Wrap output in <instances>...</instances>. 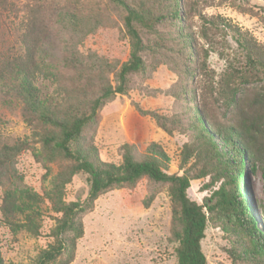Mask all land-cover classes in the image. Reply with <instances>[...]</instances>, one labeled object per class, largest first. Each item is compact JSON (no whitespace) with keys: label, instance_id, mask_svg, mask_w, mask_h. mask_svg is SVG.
Listing matches in <instances>:
<instances>
[{"label":"rangeland","instance_id":"1","mask_svg":"<svg viewBox=\"0 0 264 264\" xmlns=\"http://www.w3.org/2000/svg\"><path fill=\"white\" fill-rule=\"evenodd\" d=\"M137 1H142L155 14H163L154 32L141 30L144 71L128 78L123 94L104 101L73 147L81 146L89 151L96 163L122 164L126 147L137 160H143L149 149L158 144L169 156V173L182 175L181 152L185 146L198 145L194 108L202 97L199 82H203L204 76L199 65L203 62L202 48H208V43L201 37V20L196 14L189 24L190 32L199 39L201 55L197 56L201 59L198 60L181 38V23L167 14L170 0ZM203 13L231 19L264 45L263 0L234 3L214 0L211 5L203 6ZM68 14L82 18V26L75 29L63 22ZM125 14L122 6L109 0H0V65L3 60L24 53L21 36L35 25L42 50L39 55L64 74L62 80L70 84L67 88L74 86L69 77L77 86L96 93L106 86L115 88L119 84L116 72L131 53ZM217 41L216 51L207 59L216 79L226 68L227 56H241L230 35L218 36ZM77 58L83 69L74 73L73 62ZM66 82L61 86L62 91ZM38 86L43 95L57 92L55 84L43 76ZM16 95L12 87L0 85L1 144L24 143L11 164L12 174L5 176L0 187V249L5 264H39L42 251L54 243L52 232L61 217L48 191L59 179L71 175L76 161L44 144L46 134L55 129L38 122L37 116L28 112ZM212 109L215 120L228 121L229 114L220 101ZM194 163L196 167L191 174L199 171L205 160L191 156L186 167ZM245 172L248 205L258 228L264 232V214L260 209L264 205L262 172H251L248 163ZM212 179V174L192 179L189 198L200 204L206 202L221 184L213 183ZM16 186L30 188L43 197L37 234L26 228L12 230L11 224L4 221L1 205L5 191ZM89 188L88 175L75 172L65 186L64 201L83 203ZM172 207L168 184L148 177L135 186H120L101 194L93 208L80 215L84 232L77 240L70 264H177V243L171 238ZM19 220L24 221L22 216ZM248 248V240L234 227L221 223L207 226L202 241L207 264H264V258L249 255ZM66 257L67 253L63 252L57 262L66 264Z\"/></svg>","mask_w":264,"mask_h":264},{"label":"trees","instance_id":"2","mask_svg":"<svg viewBox=\"0 0 264 264\" xmlns=\"http://www.w3.org/2000/svg\"><path fill=\"white\" fill-rule=\"evenodd\" d=\"M109 1L122 6L126 11L124 23L131 40L130 58L116 72L119 84L115 88L106 86L96 93L83 89L82 85L77 86L72 77L69 79L74 86L67 88L70 84L62 80L64 74L39 55L42 50L39 48L40 39L36 35L35 25L33 28L28 27L27 32L21 36L24 53L13 59L3 60L0 65V85L12 87L26 110L37 116L38 122L55 129L46 134L44 144L52 145L63 156L76 161V165L70 170L71 175L59 179L48 191L47 195L61 217H58L52 232L54 243H50L42 251L39 264H59L57 260L63 252L67 253L65 263L70 264L75 257L77 240L84 232L81 213L92 209L94 201L101 194L120 186H135L145 177L169 186L173 205L171 238L177 243V264H207L202 241L209 223L234 227L248 240L247 253L264 258V232L258 228L253 211L248 205L245 172L248 163L251 172L260 170L264 179V45L231 19L204 14L203 6L211 5L214 0H170L167 14L181 23L179 33L186 47L193 49L192 54L201 55L197 46L199 39L190 32L189 22L192 16H199L201 37L208 43V48H202L203 62L199 65V71L204 76L203 82H199L202 97L198 101L199 105L194 108L198 145L185 146L181 152L182 175L169 173V156L158 144L149 149L143 160H137L131 149L126 147L122 164L96 163L91 160L89 151H84L81 146H73L80 141L84 128L95 119L104 101L123 94L128 78L144 71L141 53L145 45L141 30L144 28L154 32L155 24L160 21V15H163L155 14L142 1ZM166 1L161 0L164 3ZM224 1L234 3L236 0H220ZM246 10L253 11L249 8ZM34 21L35 18L33 23ZM63 22L78 29L82 26L83 19L68 14ZM227 35L235 42L241 56H227L226 68L216 79L215 71L207 65V59L211 52L216 51L218 36ZM222 58L225 59V56ZM200 59L201 56L198 57ZM73 64L74 73L83 69L78 58ZM41 76L55 84L57 98L54 94L43 95L38 86ZM65 82V90L62 91L61 86ZM58 95L62 98L58 99ZM218 101L229 114L225 123L215 120L213 115L212 106ZM1 142L0 140V187L5 176L10 173L14 158L24 148V143L11 146ZM191 156L205 160L204 166L192 174L190 171L196 167V163L186 167ZM78 171L88 175V196L83 203H66L63 198L65 186L70 183L72 174ZM209 174H212L213 183L221 182L218 189L202 204L191 200L188 189L192 179ZM42 201L43 197L30 188L16 186L7 189L1 205L4 221L11 224L12 230L14 227L26 228L37 234V218L41 213ZM260 209L264 214V205ZM20 216L24 221L19 220ZM0 264H5L1 249Z\"/></svg>","mask_w":264,"mask_h":264}]
</instances>
